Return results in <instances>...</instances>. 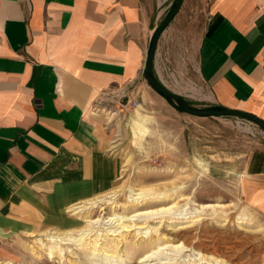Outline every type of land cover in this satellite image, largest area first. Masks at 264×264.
I'll use <instances>...</instances> for the list:
<instances>
[{
  "label": "crops",
  "instance_id": "1",
  "mask_svg": "<svg viewBox=\"0 0 264 264\" xmlns=\"http://www.w3.org/2000/svg\"><path fill=\"white\" fill-rule=\"evenodd\" d=\"M173 2L0 0V236L34 189L69 201L114 185L120 162L91 110L117 93L147 92L150 40ZM184 26L200 28L196 107L264 120V0H184L158 43L162 83L161 58ZM237 176L241 197L264 217V150Z\"/></svg>",
  "mask_w": 264,
  "mask_h": 264
},
{
  "label": "rangeland",
  "instance_id": "2",
  "mask_svg": "<svg viewBox=\"0 0 264 264\" xmlns=\"http://www.w3.org/2000/svg\"><path fill=\"white\" fill-rule=\"evenodd\" d=\"M199 33L200 28H181L160 61L163 83L171 91L189 96L193 106L200 105V88L195 85ZM134 91L130 96L118 94L106 106L91 110L101 118L107 152L120 162L114 185L69 201L51 196V191L34 189L35 194L15 206L5 223L7 228L0 236V259L13 264H92L93 257L84 256L76 242L62 245L63 258L57 254L49 258L46 247L38 240L49 245L42 233L59 234L66 229L76 233L77 227L87 225L86 221L100 220L84 240L87 249L95 239L101 240L99 244L125 239L119 244L121 254L130 245L134 249L129 260L124 257L127 264H143L140 258L157 245L167 249L151 264L167 257H175L176 262L163 260L160 264H264V217L241 197L237 176L253 153L264 150V130L241 118H201L181 113L150 87L146 93ZM136 117L142 125L138 118L133 120ZM144 188H152L161 198L151 194L143 204L134 206L130 195L138 191L131 190ZM107 193L112 194L106 199L111 203L80 215L69 212L70 206ZM207 205L216 208H202ZM171 206H176L175 210L197 208L200 220L191 225L177 221L170 226L168 215L140 222L131 218ZM114 215L125 218L106 223ZM239 215L250 220L239 224ZM122 222L130 227L108 232ZM143 228L150 229L149 235ZM180 244L184 248L174 252L172 245ZM198 253L207 259L200 260Z\"/></svg>",
  "mask_w": 264,
  "mask_h": 264
},
{
  "label": "bare ground",
  "instance_id": "3",
  "mask_svg": "<svg viewBox=\"0 0 264 264\" xmlns=\"http://www.w3.org/2000/svg\"><path fill=\"white\" fill-rule=\"evenodd\" d=\"M137 118L138 117L134 118L133 120H136ZM137 120L139 122V125H142L143 122L139 118ZM141 127L143 128L144 126H141ZM136 191H138V193L134 194L133 192H136ZM114 193H117V192H114ZM131 193H133V194L130 195V198L132 199V202L135 203L134 206L143 204V202L145 200H147L148 195L150 196L151 194L152 195L153 194L154 195H158L157 198H161V194H155L152 188H148V189L144 188V189H140V190L132 189ZM110 194L111 193H107V194H104V195H101V196H97V197H95L93 199H89V200H86V201H82V202L76 203V204H74V205H72V206H70L68 208L69 212H72V213H75V214H79V213H81L82 211H85V210L89 211V210L95 209L96 207L99 208L101 204L109 202V201H106V199H107V196L110 195ZM109 203H111V202H109ZM208 207L212 208V209L216 208V206H213V205L202 206L203 209L208 208ZM175 209H176V206H171V207H168V208H162V209H160V211L155 212V213L154 212H146V213H142V214H136L135 216H133L131 218L132 219L133 218H137L136 219L137 221H139L141 219L147 221V220H149L151 218L155 219L154 218L155 216L168 215V219H169L168 221H172L170 223V226H172L173 223L175 224L177 221L181 222L180 223L181 225L182 224H187V225L190 224L191 225V224H196L200 220L199 219L200 217L198 216V212L199 211L197 210V208L195 209V211H188V210H184V209L183 210L182 209L181 210H175ZM114 217L115 218H109V220L106 221V223H110V222L113 223L115 220H117V222H118V221H121V220H123L125 218V216H119V215H114ZM237 219H238L237 221H239V224H244L245 222H248L250 220V218L248 216H246V215H239L237 217ZM136 220H133V222L135 223L134 226L137 225L136 224ZM99 221L100 220H97V221H90V220L86 221L87 225H84V226H81V227H77V230L75 231L76 233H74V231L72 229L63 230L59 234L58 233L57 234H51V233H48V232H44L41 235L45 236L47 238V240L49 241V245L48 244L47 245L44 244L42 242L41 238H39L38 242L41 243L42 246L46 247V251L48 252L47 254H48L49 258L52 257L53 255H56V254L59 255L60 258H63L65 254H64V249L62 248V245L67 244V242H76V243L79 244L78 247H81V251L83 252L84 256L93 257L92 264H127L126 263V259L127 260L130 259V257L134 253V249L130 245V247H126V250H124L123 253L121 254V250L119 248V244H121L123 242V240H125V239H123L121 241L119 240L120 241L119 243H114V244H111V243L99 244V241H101V240L95 239L93 242H90V243L87 244V245H90V247L87 249L88 246H86V244L84 243V240L87 237H89L95 231V226L94 225L97 222H99ZM129 227L130 226L124 225V222H122L119 227H117L115 229H110V230H108V232L116 233V232L119 231L120 228H129ZM144 230L146 231V232H144V234L145 235H149L150 229L146 228ZM140 231H142V230L139 229V232ZM75 234H77V237L73 238V236H75ZM122 238H124V237L122 236ZM172 247H173V251L174 252H179L180 250H178V249L181 248V247L184 248V246H182V244L177 245V246L172 245ZM165 249H167L165 246L157 245V247L153 251L147 252L145 255L142 256V258H140V260L143 262V264H151V262H153L152 259L154 257H156V256L158 258L159 253L162 255L163 252L165 251ZM100 253H102V254L99 255ZM197 255H199L201 257L200 260H206L207 259L201 253H198ZM125 256H126V259L124 258ZM163 260H167L169 262L170 261L176 262L175 257L174 258L173 257H167L165 259L159 258L158 259L159 262L155 263V264H160ZM0 264H13V263L10 262V261H3V260L0 259Z\"/></svg>",
  "mask_w": 264,
  "mask_h": 264
},
{
  "label": "water",
  "instance_id": "4",
  "mask_svg": "<svg viewBox=\"0 0 264 264\" xmlns=\"http://www.w3.org/2000/svg\"><path fill=\"white\" fill-rule=\"evenodd\" d=\"M183 3L184 0H174L165 18L162 20L159 26L154 30V33L151 37L147 58L143 70V75L147 81L148 86L159 96L164 98L173 108H175L181 113L189 114L201 118H209V117L241 118L254 123L255 125H257L258 127L264 130V120L256 117L253 114L225 108L222 106H209V107L193 106L185 96L171 91L165 84L161 82V80H159L154 75L153 66L155 63V57H156L159 40L165 29L169 26V24L179 13Z\"/></svg>",
  "mask_w": 264,
  "mask_h": 264
},
{
  "label": "built area",
  "instance_id": "5",
  "mask_svg": "<svg viewBox=\"0 0 264 264\" xmlns=\"http://www.w3.org/2000/svg\"><path fill=\"white\" fill-rule=\"evenodd\" d=\"M121 95L120 97H122L123 94H125L124 92H121V93H117V95Z\"/></svg>",
  "mask_w": 264,
  "mask_h": 264
}]
</instances>
